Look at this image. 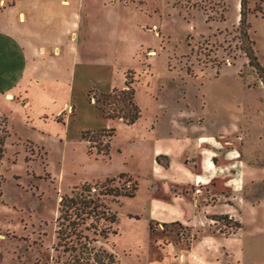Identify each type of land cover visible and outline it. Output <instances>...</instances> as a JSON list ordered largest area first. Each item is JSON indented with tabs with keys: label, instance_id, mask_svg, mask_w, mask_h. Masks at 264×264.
Listing matches in <instances>:
<instances>
[{
	"label": "rangeland",
	"instance_id": "obj_1",
	"mask_svg": "<svg viewBox=\"0 0 264 264\" xmlns=\"http://www.w3.org/2000/svg\"><path fill=\"white\" fill-rule=\"evenodd\" d=\"M244 9L246 36L239 0H0V264H68L56 243L60 195L133 180V194L101 196L115 214L94 220L107 235L90 226L77 239L118 264L171 263L193 236L149 214L151 150L165 142L171 115L235 150L218 155L235 185L194 192L193 232L210 230L219 245L204 250L208 258L264 264V0H244ZM126 70L139 107L132 122L101 107L114 105L106 93ZM108 137L107 152H97ZM217 210L231 214L225 233L205 221Z\"/></svg>",
	"mask_w": 264,
	"mask_h": 264
},
{
	"label": "crops",
	"instance_id": "obj_2",
	"mask_svg": "<svg viewBox=\"0 0 264 264\" xmlns=\"http://www.w3.org/2000/svg\"><path fill=\"white\" fill-rule=\"evenodd\" d=\"M176 117L178 116L171 115L168 118L167 127L161 134L165 142L154 143L151 150V169L156 173L151 183L154 194L150 196L149 214L154 222L175 221L184 224L192 231V238L189 242H185V247L178 248L177 254H172L174 260L168 264H230L208 258L204 250H217L219 247L217 240L210 230L202 231L200 234L194 233L191 217L195 212L194 205L197 204L194 202V192H202L203 185L222 189L228 184H234L233 175H236V172L227 168L225 160H220L218 155L223 152L226 157L235 150L221 149L214 134L201 129L197 131L198 124H195L191 118ZM158 154L161 160L156 159ZM229 163L235 165V160L230 159ZM165 184L168 186L167 190L163 189ZM208 192L209 190L206 189V195ZM213 213H226L227 216L231 214L217 210L208 214L205 219L209 224L214 223L218 231L225 233L224 227L222 228L225 220L221 221L222 219L214 216ZM200 222V218H197V223ZM163 241L164 245L169 246L181 243L183 239L167 238Z\"/></svg>",
	"mask_w": 264,
	"mask_h": 264
},
{
	"label": "trees",
	"instance_id": "obj_3",
	"mask_svg": "<svg viewBox=\"0 0 264 264\" xmlns=\"http://www.w3.org/2000/svg\"><path fill=\"white\" fill-rule=\"evenodd\" d=\"M261 1V0H260ZM260 6V5H259ZM247 21L245 20L244 0H239V17L238 26L242 35L246 36ZM248 55L249 61L255 62V56L252 52V48L248 45L245 49ZM256 63V62H255ZM131 73L126 70L123 78V85L121 87H113L106 93V96L110 98V101L114 104L110 109L101 105L105 114L110 116H119L125 122L134 121L139 114V107L134 100V89L131 84ZM116 102V103H115ZM109 135L112 134L113 128L109 127ZM108 139L102 145H96L97 152L106 153L108 148ZM156 159H159V154L156 155ZM164 162V161H163ZM119 174L126 173L125 171H119ZM135 181L133 180L130 188L122 189L116 185H104L98 187L96 190H91V186L81 184L78 188H72L69 192H65L60 195L58 199V213L56 216V243L61 245L63 250H68L70 258L68 264H107L111 261L117 263L118 259L112 251L106 250L102 246L89 244V240H80L77 238L85 237L84 230H88L92 226V232L99 234L100 237L107 235L108 228L101 227L96 230L94 220L104 218L107 222H111L114 219V212L112 210H106V206L101 200L102 194H127L134 193ZM214 216L223 218L226 220V213H213ZM91 217L92 219L85 223V217ZM163 223H165L163 221ZM73 237L75 241L73 242ZM96 238L92 235V239ZM70 240V241H69Z\"/></svg>",
	"mask_w": 264,
	"mask_h": 264
}]
</instances>
